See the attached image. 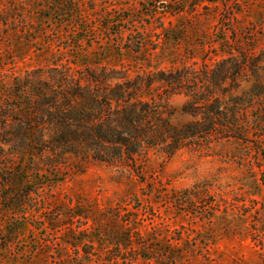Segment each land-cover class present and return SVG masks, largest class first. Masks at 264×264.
Masks as SVG:
<instances>
[{
	"label": "rangeland",
	"instance_id": "374dc122",
	"mask_svg": "<svg viewBox=\"0 0 264 264\" xmlns=\"http://www.w3.org/2000/svg\"><path fill=\"white\" fill-rule=\"evenodd\" d=\"M75 1L92 25L112 21L108 14L131 20L83 32L91 48L68 51L74 28L64 17L48 21L32 0H2L0 102L16 77L82 53L131 75L213 67L234 56L249 64L234 95L264 84V0ZM173 4L183 12L164 14ZM185 100L169 99L174 124L191 120L180 114ZM248 114L240 138L189 146L170 158L150 151L138 174L77 159L49 169L48 184L28 202L34 213L4 217L7 229H21L0 232V264H264V100ZM136 238L139 248L131 245ZM115 243L126 249L115 251ZM110 250L118 260H106Z\"/></svg>",
	"mask_w": 264,
	"mask_h": 264
},
{
	"label": "trees",
	"instance_id": "16d2710c",
	"mask_svg": "<svg viewBox=\"0 0 264 264\" xmlns=\"http://www.w3.org/2000/svg\"><path fill=\"white\" fill-rule=\"evenodd\" d=\"M32 3L42 19L64 17L63 24L74 28V44L64 47L68 51L75 46L91 48L94 41L83 32L96 33L101 27L108 30L115 23L131 20L124 15L114 21L108 14L112 21L92 25L75 0ZM16 6L24 8L21 3ZM2 7L0 0V30L6 24ZM183 8L167 5L164 14L183 12ZM107 64L97 53L88 57L82 53L66 63L16 77L4 90L0 102V232L5 229L13 236L21 229H7L4 217L27 218L34 213L36 209L28 202L48 184L49 179H44L53 175L49 169L59 171L69 159H77L121 165L138 174L150 151L170 158L182 148L240 138L247 131L244 116L253 103L264 100V84L260 83L234 95L249 67L245 59L234 56L217 60L213 67L182 66L134 75L107 69ZM174 95L186 98L180 114L191 117L181 125L172 122L175 110L169 99ZM259 123L264 124V118ZM137 238L131 244L134 248L141 246ZM122 245L115 243L112 249H126ZM112 252L108 251L107 261L119 259V254L110 256Z\"/></svg>",
	"mask_w": 264,
	"mask_h": 264
}]
</instances>
